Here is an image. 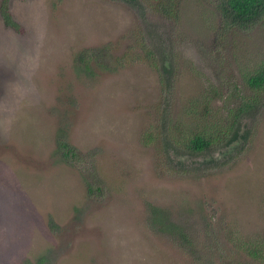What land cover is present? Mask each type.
<instances>
[{"label": "rangeland", "instance_id": "rangeland-1", "mask_svg": "<svg viewBox=\"0 0 264 264\" xmlns=\"http://www.w3.org/2000/svg\"><path fill=\"white\" fill-rule=\"evenodd\" d=\"M8 1L0 264H264V110L248 142L204 152L216 162L187 172L163 151L252 95L264 18L238 27L221 0Z\"/></svg>", "mask_w": 264, "mask_h": 264}, {"label": "trees", "instance_id": "trees-1", "mask_svg": "<svg viewBox=\"0 0 264 264\" xmlns=\"http://www.w3.org/2000/svg\"><path fill=\"white\" fill-rule=\"evenodd\" d=\"M125 1L132 6H142V4H140V0ZM219 7L222 15L227 20L241 28H249L264 18V0H221ZM174 10L175 9L168 11L167 9H164V13L168 16L174 17L176 16ZM1 13L7 27L14 31L21 30L20 23L14 19V16L11 13L8 0H4V3L1 6ZM153 29L154 28H150L152 38L155 37V34H157V32H154ZM154 49H156V45L149 50V53L155 54L156 51H154ZM156 50V56L163 54V50L161 48ZM82 55L85 56H81V61L85 63L86 66L88 65V60L86 59L96 55V53H86L85 51ZM87 68L89 67L87 66ZM167 69L168 68L166 67L165 72L169 71ZM246 82L248 86L247 89L252 93V95L245 94L240 96L238 107L231 110V116L228 119H225L221 123H217L216 121L212 123L210 119L209 121L205 122L197 131L188 130L184 134L183 138L181 137L179 140L177 138L176 140L170 138L169 141L163 143V151H166L167 153L169 152L170 147H174L173 149L175 153L173 155V159L175 160L173 161L176 162L180 169L190 172L191 169L189 168V165L200 164L202 166L203 163L216 162V158L214 157L206 158V151L212 148L217 149V151H221L224 148L230 149L235 146L237 147L241 142H248L251 133L249 129L244 128L243 121L245 118L247 119L250 116H257L264 110V65L249 73L246 77ZM234 95L235 93H233V97ZM237 96L238 95L236 94V97ZM191 110L195 109L192 108ZM208 111L209 108L206 106V112ZM201 118L204 121L207 120L206 118ZM176 145L177 147L180 146V148L176 149ZM57 147L67 158H70V156L74 154L73 147L62 138L58 139ZM183 157L191 159L190 162H188L189 160L183 159ZM187 168L188 170H186ZM176 228L177 227L174 228L175 232L178 231Z\"/></svg>", "mask_w": 264, "mask_h": 264}]
</instances>
